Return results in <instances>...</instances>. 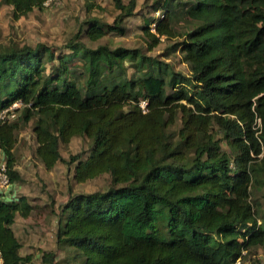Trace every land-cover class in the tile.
Segmentation results:
<instances>
[{
	"label": "trees",
	"instance_id": "obj_1",
	"mask_svg": "<svg viewBox=\"0 0 264 264\" xmlns=\"http://www.w3.org/2000/svg\"><path fill=\"white\" fill-rule=\"evenodd\" d=\"M112 1L113 22L84 20L52 75L51 47H0V110L23 104L20 120H0L11 182L17 129L34 118L35 152L47 169L64 161L74 164L76 183L109 178L106 190L69 195L61 207L56 236L79 264H229L252 247L264 250V214L251 197L264 187V0H162L142 30L148 50L180 37L173 51L189 73L169 69L168 78L166 65L137 48L81 40L123 34L136 0ZM43 2L0 5L18 19ZM176 20L188 27L179 30ZM73 57L80 65L70 66ZM125 61L141 74L127 76ZM178 113L174 138L167 128ZM74 136L89 139V152L65 160L59 146ZM32 208L24 195L0 198V264L30 263L13 225Z\"/></svg>",
	"mask_w": 264,
	"mask_h": 264
},
{
	"label": "rangeland",
	"instance_id": "obj_2",
	"mask_svg": "<svg viewBox=\"0 0 264 264\" xmlns=\"http://www.w3.org/2000/svg\"><path fill=\"white\" fill-rule=\"evenodd\" d=\"M161 2L162 0H136L134 13L123 22V34L108 32L104 37L90 41L82 33L81 40L90 47L107 44L111 47L121 45L137 48L142 53L161 61L162 67L166 65V78L169 76V69L188 74L189 67L182 60L181 52L173 51L174 41L180 37L163 38L152 49L147 48L142 26L147 19L159 15V11L155 9L157 7L161 9L159 8ZM118 12L112 0H58L57 3L48 6L34 7L26 15L16 19L12 15L11 7L1 4L0 47L2 49L10 43L20 47L34 46L38 42L51 47L56 59L46 64V73L52 75L51 67L59 65L58 58L70 53L63 45L78 31L84 20L96 16L103 23H112ZM175 26L182 31L188 27V21L176 20ZM80 63L79 57L69 60L70 66H78ZM125 71L127 76L141 74L131 61H125ZM21 111L22 109L11 121L18 120ZM33 123L34 118L19 124L13 150V169L17 171L18 178L13 181L10 192L14 199L21 195L26 196L33 206L28 217L19 214L15 217L13 230L21 243L20 254H31V261L26 264H79L81 257L77 256L76 250L60 243L56 236L58 220L63 216L61 207L69 195L106 190L109 178L107 174H103L92 180L76 183L72 178L74 164L68 165L64 161H58L47 169L35 152L37 142L32 131ZM180 126L178 113L175 123L167 128L171 137L178 136ZM89 144V139L74 136L68 143H61L59 151L65 160H68L71 154L80 151L84 158L89 152ZM223 147L227 150L226 146ZM263 194V186L253 187L251 197L262 215ZM47 252L53 253V262L43 260V254ZM242 264H264V250L261 247H252L243 252Z\"/></svg>",
	"mask_w": 264,
	"mask_h": 264
},
{
	"label": "built area",
	"instance_id": "obj_3",
	"mask_svg": "<svg viewBox=\"0 0 264 264\" xmlns=\"http://www.w3.org/2000/svg\"><path fill=\"white\" fill-rule=\"evenodd\" d=\"M58 0H44L43 5H51L52 3H57ZM159 13V12H158ZM157 13V14H158ZM145 101H141V106L143 107ZM23 104L21 101H14L7 107L0 110V120L1 121H11L13 118L17 117L18 112L22 109ZM13 183L11 182L8 169L5 160L3 159L2 151L0 150V198L3 200H11L14 195L10 192ZM229 264H242V256L237 257L234 261Z\"/></svg>",
	"mask_w": 264,
	"mask_h": 264
}]
</instances>
